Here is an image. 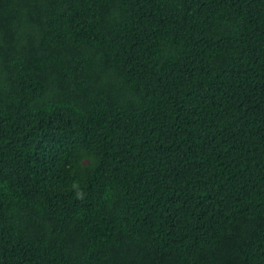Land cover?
Here are the masks:
<instances>
[{"label": "trees", "instance_id": "obj_1", "mask_svg": "<svg viewBox=\"0 0 264 264\" xmlns=\"http://www.w3.org/2000/svg\"><path fill=\"white\" fill-rule=\"evenodd\" d=\"M0 264H264V0H0Z\"/></svg>", "mask_w": 264, "mask_h": 264}]
</instances>
